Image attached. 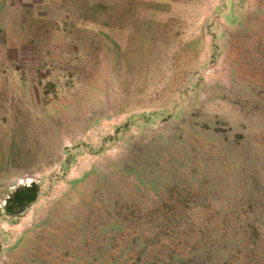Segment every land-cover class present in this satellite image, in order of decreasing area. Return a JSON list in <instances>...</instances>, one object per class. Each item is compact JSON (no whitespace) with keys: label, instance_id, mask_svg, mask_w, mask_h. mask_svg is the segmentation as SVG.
<instances>
[{"label":"rangeland","instance_id":"1","mask_svg":"<svg viewBox=\"0 0 264 264\" xmlns=\"http://www.w3.org/2000/svg\"><path fill=\"white\" fill-rule=\"evenodd\" d=\"M86 1L39 113L6 49L0 264H264V0Z\"/></svg>","mask_w":264,"mask_h":264},{"label":"crops","instance_id":"2","mask_svg":"<svg viewBox=\"0 0 264 264\" xmlns=\"http://www.w3.org/2000/svg\"><path fill=\"white\" fill-rule=\"evenodd\" d=\"M80 1L0 0V68L4 65L9 43L20 44L18 51L19 56L22 57L21 63L16 61L12 65L17 69L18 76H21V91L27 99L26 102L23 99L19 101L22 113L27 104L29 108L37 107L39 113V101L43 90H50L49 87L53 84V89H57L56 86L62 82V77L69 73L67 68L72 59V40L69 39L70 30H67L65 24L70 18V10H80V4L72 6L73 3ZM93 1L96 6L98 5L97 10L101 8L102 0ZM110 2L113 4L111 8H116L123 1L110 0ZM98 24L109 25L99 19ZM47 45L45 52L48 58L45 61L40 52ZM6 81L9 84V80ZM11 84L16 88L13 81ZM43 85L48 88H43ZM22 121L25 119L20 118L16 122Z\"/></svg>","mask_w":264,"mask_h":264},{"label":"trees","instance_id":"3","mask_svg":"<svg viewBox=\"0 0 264 264\" xmlns=\"http://www.w3.org/2000/svg\"><path fill=\"white\" fill-rule=\"evenodd\" d=\"M37 193H38V189L36 188L35 185L19 188L17 193L15 192V194L12 197L8 198L11 199V204L13 205V209L7 211L10 214L21 213L24 210V207L34 202Z\"/></svg>","mask_w":264,"mask_h":264}]
</instances>
